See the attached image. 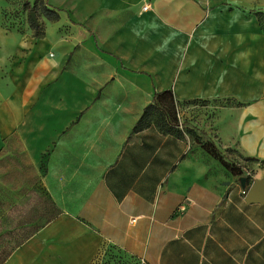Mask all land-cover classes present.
<instances>
[{
  "label": "crops",
  "instance_id": "crops-1",
  "mask_svg": "<svg viewBox=\"0 0 264 264\" xmlns=\"http://www.w3.org/2000/svg\"><path fill=\"white\" fill-rule=\"evenodd\" d=\"M46 1L62 11L42 37L0 22V161L24 159L56 213L1 264H92L106 244L146 264H264V203L240 176L186 132L130 135L171 89L180 128L264 160V31L247 14L264 0Z\"/></svg>",
  "mask_w": 264,
  "mask_h": 264
},
{
  "label": "rangeland",
  "instance_id": "rangeland-1",
  "mask_svg": "<svg viewBox=\"0 0 264 264\" xmlns=\"http://www.w3.org/2000/svg\"><path fill=\"white\" fill-rule=\"evenodd\" d=\"M23 1L25 0H0L2 27H12L19 32L31 30L28 23L30 11L22 5ZM27 1L31 4L33 0ZM57 9L59 12L62 11L61 8ZM247 14L254 15L251 12ZM42 18L39 16L37 19L40 21ZM215 102L217 105L226 106L235 103L231 98H223ZM18 165L21 167V174L16 168ZM248 166L242 173V176H250L248 185L254 180L264 179L263 162H249ZM31 175L33 174L26 168L24 159L16 164L0 161V264L19 242L32 234V227L43 224L51 212H54V208L48 209L47 197L32 184L29 179ZM95 264H138V262L125 255L116 246L106 244L99 262Z\"/></svg>",
  "mask_w": 264,
  "mask_h": 264
},
{
  "label": "trees",
  "instance_id": "trees-1",
  "mask_svg": "<svg viewBox=\"0 0 264 264\" xmlns=\"http://www.w3.org/2000/svg\"><path fill=\"white\" fill-rule=\"evenodd\" d=\"M22 5L24 7H27L29 9L30 13L34 12V14L37 16V18L39 16H42L49 21H56L59 19V9H57L56 7L50 6L46 0H33L31 4L27 0H25V1H23ZM252 12L257 17L259 25H260L261 29H263V31H264V11L253 10ZM30 13L28 15V23H29V27L32 30V34L35 37H42L44 35L43 21L42 20L38 21L36 16H35L36 20H34L31 17ZM198 102L201 103V102H205V101H199V100L193 99V100L185 101L184 103L191 105V104H196ZM178 110H179V105L176 103V100L174 98V95H173V92L171 89L156 91L154 93V96H153L151 102L148 103L143 108L138 120L135 122V124L133 125V127L131 129L130 135H132L135 132H138V131L142 130L143 128L150 126V125L156 126L157 129L159 131H161L162 133L174 134L177 136H181L183 132H186L192 139H195L196 141H198L200 143V145L209 154H211L213 157L217 158L218 161L227 170H229L232 174H234L238 177L242 176L243 171L249 167L248 166L249 162L259 161L258 159L253 158V157H245L244 160L247 162L246 164H240V163L228 160L225 157V155L216 147V145L214 144V142L211 139L201 140V137L197 134V132L193 128H189L188 126L182 125V128H180L179 127L180 123H179V120L177 117L178 116ZM259 162L264 163V160H260ZM245 177H246V183L248 184L250 181V176L247 175ZM35 180H36V177L33 178L32 183H35ZM46 199H47L48 204H49L48 209L50 210L51 207L54 208L55 205L50 200H48V198H46ZM55 213H56L55 211L54 212L52 211L50 216H52ZM38 227L39 226L32 227L31 230L34 232L35 230L38 229ZM21 242H19V244ZM19 244H17V246ZM100 256L97 257V259H95V261L92 264L99 262ZM5 258L3 259V261L5 260ZM130 258H132V257H130ZM136 262H138V264H140L139 260H136Z\"/></svg>",
  "mask_w": 264,
  "mask_h": 264
},
{
  "label": "water",
  "instance_id": "water-1",
  "mask_svg": "<svg viewBox=\"0 0 264 264\" xmlns=\"http://www.w3.org/2000/svg\"><path fill=\"white\" fill-rule=\"evenodd\" d=\"M31 17L36 20L34 12L30 13ZM241 187L246 189L245 199L247 202L264 203V179L254 180L251 184L246 183V177H239Z\"/></svg>",
  "mask_w": 264,
  "mask_h": 264
},
{
  "label": "built area",
  "instance_id": "built-area-1",
  "mask_svg": "<svg viewBox=\"0 0 264 264\" xmlns=\"http://www.w3.org/2000/svg\"><path fill=\"white\" fill-rule=\"evenodd\" d=\"M148 8H149L148 3L144 4L143 7H142L143 10H147ZM242 192H243L244 194H246V189H243ZM134 220H135L134 217L131 218V221H134ZM140 263H141V264H145V262H144L143 259L140 260Z\"/></svg>",
  "mask_w": 264,
  "mask_h": 264
}]
</instances>
